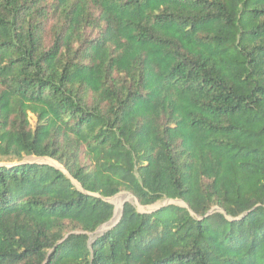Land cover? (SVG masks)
Wrapping results in <instances>:
<instances>
[{
    "label": "trees",
    "instance_id": "trees-1",
    "mask_svg": "<svg viewBox=\"0 0 264 264\" xmlns=\"http://www.w3.org/2000/svg\"><path fill=\"white\" fill-rule=\"evenodd\" d=\"M0 264H264V0H0Z\"/></svg>",
    "mask_w": 264,
    "mask_h": 264
},
{
    "label": "rangeland",
    "instance_id": "rangeland-1",
    "mask_svg": "<svg viewBox=\"0 0 264 264\" xmlns=\"http://www.w3.org/2000/svg\"><path fill=\"white\" fill-rule=\"evenodd\" d=\"M31 123L33 124V126H35L36 119L34 116H31ZM22 163L50 165V166L64 172L65 174H67L66 171L64 170V168L58 162H56L52 159H49V158L26 157L22 161ZM1 164L8 165L9 163H1ZM72 182L76 186V188L81 190L80 185L77 182H75L74 180H72ZM109 201L115 207L114 218L112 219V221L110 223L102 226L99 229V231L96 233V235L101 234L105 231H108L111 227H113L119 221L121 213H122V208L126 203L132 204L141 213H151L152 211L158 209L159 207H163V206H167V205H176V206H183V207L185 206L184 203H182L181 201L165 200V201H162V202L158 203L157 205H154L151 207H143L138 203L137 199L129 192H121L118 195H116L115 197L110 198ZM118 209H119V211L117 213ZM119 212H120V214H119ZM91 236H93V235H91Z\"/></svg>",
    "mask_w": 264,
    "mask_h": 264
},
{
    "label": "water",
    "instance_id": "water-1",
    "mask_svg": "<svg viewBox=\"0 0 264 264\" xmlns=\"http://www.w3.org/2000/svg\"><path fill=\"white\" fill-rule=\"evenodd\" d=\"M106 202H108V203H110V204H112L110 201H109V199H107V200H105Z\"/></svg>",
    "mask_w": 264,
    "mask_h": 264
},
{
    "label": "bare ground",
    "instance_id": "bare-ground-1",
    "mask_svg": "<svg viewBox=\"0 0 264 264\" xmlns=\"http://www.w3.org/2000/svg\"><path fill=\"white\" fill-rule=\"evenodd\" d=\"M118 208H119V207H118ZM119 209H120V208H119ZM119 209L117 210V213H118ZM119 214H120V212H119Z\"/></svg>",
    "mask_w": 264,
    "mask_h": 264
}]
</instances>
